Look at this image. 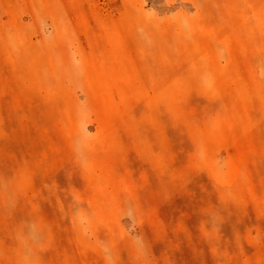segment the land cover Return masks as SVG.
<instances>
[{
  "label": "rangeland",
  "instance_id": "rangeland-1",
  "mask_svg": "<svg viewBox=\"0 0 264 264\" xmlns=\"http://www.w3.org/2000/svg\"><path fill=\"white\" fill-rule=\"evenodd\" d=\"M0 264H264V0H0Z\"/></svg>",
  "mask_w": 264,
  "mask_h": 264
}]
</instances>
